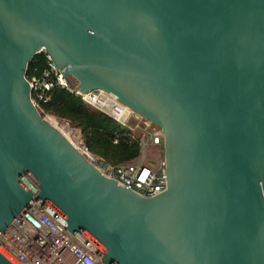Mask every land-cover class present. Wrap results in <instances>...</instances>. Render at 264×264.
<instances>
[{
  "label": "water",
  "instance_id": "95a60500",
  "mask_svg": "<svg viewBox=\"0 0 264 264\" xmlns=\"http://www.w3.org/2000/svg\"><path fill=\"white\" fill-rule=\"evenodd\" d=\"M42 52L161 130V193L42 118ZM33 204L104 264H264V0H0V233Z\"/></svg>",
  "mask_w": 264,
  "mask_h": 264
},
{
  "label": "built area",
  "instance_id": "2783aa9c",
  "mask_svg": "<svg viewBox=\"0 0 264 264\" xmlns=\"http://www.w3.org/2000/svg\"><path fill=\"white\" fill-rule=\"evenodd\" d=\"M51 58L46 55V68L41 78L29 80L32 101L47 102V92L55 86L79 98L87 107L104 113L114 121L127 125L134 117L128 107L114 96L103 91L80 93L70 76H63ZM139 126H136L138 128ZM66 137L78 151L105 177L120 186L144 196L153 197L166 186L162 158L163 134L160 129L145 125L139 142L140 152L153 146L159 149L161 158L155 168L146 164L140 156L130 163L110 164L103 157L91 153L81 137L70 139L72 130L64 126ZM116 143V141H115ZM0 246L20 264H104L72 234L39 206L33 204L19 218L9 223L0 233Z\"/></svg>",
  "mask_w": 264,
  "mask_h": 264
},
{
  "label": "trees",
  "instance_id": "16d2710c",
  "mask_svg": "<svg viewBox=\"0 0 264 264\" xmlns=\"http://www.w3.org/2000/svg\"><path fill=\"white\" fill-rule=\"evenodd\" d=\"M46 68V54L35 55L26 72L28 80L41 78ZM48 101L37 104L42 118L60 121L72 135L82 138L87 149L110 164L130 163L141 156L139 142L144 123L131 129L102 112L87 107L79 98L57 86L47 92ZM34 99V93L31 94ZM116 141V143H115Z\"/></svg>",
  "mask_w": 264,
  "mask_h": 264
},
{
  "label": "rangeland",
  "instance_id": "374dc122",
  "mask_svg": "<svg viewBox=\"0 0 264 264\" xmlns=\"http://www.w3.org/2000/svg\"><path fill=\"white\" fill-rule=\"evenodd\" d=\"M72 79V78H71ZM72 81L75 83V81L72 79ZM47 119L49 122H53L52 124L54 126H56L63 134L66 132L64 129V124L60 121H56L50 117L45 118ZM141 123H144L145 125H149L150 123L148 121H146L145 119H143L142 117H140L137 114H134V117L131 118V120L128 122L127 125L125 124H121L123 126V129H125L126 127H130L132 130L136 129V126H140ZM150 126L152 128H157L156 126L150 124ZM77 136L71 135L70 139L72 141L75 140ZM69 138V137H67ZM142 158H144V161L146 162V164L152 168H155L158 164L159 159L161 158V154L159 153V149H157L156 147L150 146L147 147L144 152L141 153Z\"/></svg>",
  "mask_w": 264,
  "mask_h": 264
},
{
  "label": "bare ground",
  "instance_id": "6f19581e",
  "mask_svg": "<svg viewBox=\"0 0 264 264\" xmlns=\"http://www.w3.org/2000/svg\"><path fill=\"white\" fill-rule=\"evenodd\" d=\"M53 123V122H52Z\"/></svg>",
  "mask_w": 264,
  "mask_h": 264
}]
</instances>
